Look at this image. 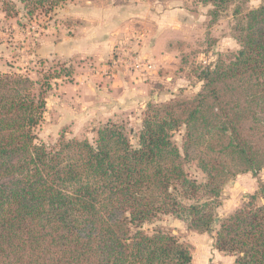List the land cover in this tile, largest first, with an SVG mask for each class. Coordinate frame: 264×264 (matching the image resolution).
I'll list each match as a JSON object with an SVG mask.
<instances>
[{
	"label": "trees",
	"instance_id": "obj_1",
	"mask_svg": "<svg viewBox=\"0 0 264 264\" xmlns=\"http://www.w3.org/2000/svg\"><path fill=\"white\" fill-rule=\"evenodd\" d=\"M67 1L4 6L11 15L19 3L33 17ZM249 1L197 0L214 20L233 8L240 49L200 70L194 98L150 104L137 147L115 123L93 141L38 144L50 82L63 71L39 80L0 74V264H193L171 231L145 228L164 216L188 217L234 264H264L261 195L226 218L216 212L229 181L264 169V0L246 10ZM179 130L183 151L173 140ZM191 163L204 182L191 178Z\"/></svg>",
	"mask_w": 264,
	"mask_h": 264
},
{
	"label": "rangeland",
	"instance_id": "obj_2",
	"mask_svg": "<svg viewBox=\"0 0 264 264\" xmlns=\"http://www.w3.org/2000/svg\"><path fill=\"white\" fill-rule=\"evenodd\" d=\"M5 1L0 0V74L39 80L46 73L63 71L61 79L50 82L47 111L35 131L37 143L48 147L57 145L62 136L93 141L109 123L123 126L137 147L150 104L194 98L203 86L200 70L214 65L220 55L231 56L240 49L233 38V8L214 20L212 7L197 0H68L53 12L38 11L33 17L19 3H14L8 15ZM261 4L262 0H250L245 8ZM82 16H141L131 24L137 33L147 30L150 34L153 57L144 58L134 37L120 41L112 50L106 44L83 41L87 32L81 34L86 22ZM128 52L156 63L157 75L141 78L128 69L106 71L113 59ZM173 140L183 151L184 130L177 131ZM186 170L191 178L206 180L196 164L187 165ZM254 194L261 195L258 204L264 206V169L228 182L218 216L228 217ZM188 226V217L164 216L145 228L171 231L190 248L193 264H234V255L215 248L213 235Z\"/></svg>",
	"mask_w": 264,
	"mask_h": 264
},
{
	"label": "crops",
	"instance_id": "obj_3",
	"mask_svg": "<svg viewBox=\"0 0 264 264\" xmlns=\"http://www.w3.org/2000/svg\"><path fill=\"white\" fill-rule=\"evenodd\" d=\"M82 17H84L86 22L84 27L81 29V34L87 32V36L82 39L83 41L87 40L88 43L96 44V46L106 44L109 46L110 50H112L114 46L120 41L134 37L137 40L136 49L146 56L144 58L153 57L154 51L150 46V34L147 32V30H142V32L137 33L136 29H134L133 25L131 24L133 21H135V19H137V17L141 16ZM100 33L102 35H99ZM106 33L110 35L108 39L106 38Z\"/></svg>",
	"mask_w": 264,
	"mask_h": 264
},
{
	"label": "built area",
	"instance_id": "obj_4",
	"mask_svg": "<svg viewBox=\"0 0 264 264\" xmlns=\"http://www.w3.org/2000/svg\"><path fill=\"white\" fill-rule=\"evenodd\" d=\"M107 72H118L122 69L132 70L137 77L149 78L157 75L158 65L151 60L137 57L135 54L128 52L122 57H117L107 67Z\"/></svg>",
	"mask_w": 264,
	"mask_h": 264
},
{
	"label": "water",
	"instance_id": "obj_5",
	"mask_svg": "<svg viewBox=\"0 0 264 264\" xmlns=\"http://www.w3.org/2000/svg\"><path fill=\"white\" fill-rule=\"evenodd\" d=\"M218 222V220H216V222L215 223H217Z\"/></svg>",
	"mask_w": 264,
	"mask_h": 264
}]
</instances>
